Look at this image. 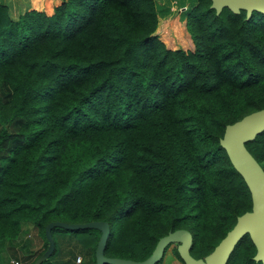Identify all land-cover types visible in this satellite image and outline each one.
<instances>
[{
	"label": "trees",
	"instance_id": "1",
	"mask_svg": "<svg viewBox=\"0 0 264 264\" xmlns=\"http://www.w3.org/2000/svg\"><path fill=\"white\" fill-rule=\"evenodd\" d=\"M194 1L185 28L173 27L183 47L156 32L182 16L179 0L169 16V0H60L15 17L0 1V79L10 88L0 151L14 141L0 156V239L30 221L43 237L37 257L49 220L105 219L107 255L144 258L160 235L186 227L198 257L250 208L219 139L227 122L264 106V12ZM245 144L264 168V129ZM55 230L95 264L98 228ZM254 252L245 232L225 264H264ZM50 254L39 264H68Z\"/></svg>",
	"mask_w": 264,
	"mask_h": 264
},
{
	"label": "water",
	"instance_id": "2",
	"mask_svg": "<svg viewBox=\"0 0 264 264\" xmlns=\"http://www.w3.org/2000/svg\"><path fill=\"white\" fill-rule=\"evenodd\" d=\"M228 6L237 12L240 8L246 10L248 16L252 9L264 12V0H211L210 6L216 12L222 6ZM264 129V106L244 113L239 118L227 122L219 139L226 153L245 180L251 196V206L239 213L233 225L226 230L213 248L203 256H193L190 253L192 234L186 227H176L160 235L150 253L144 258H129L104 253V246L109 233V223L105 219H90L83 221L49 220L45 225L47 246L32 264L47 257L55 246L51 228L59 225L65 228L96 227L100 235L94 248L95 264H155L163 255L165 246L175 241L177 251L184 264H225L236 241L247 232L255 245L253 257L264 260V168L247 148L245 141Z\"/></svg>",
	"mask_w": 264,
	"mask_h": 264
},
{
	"label": "rangeland",
	"instance_id": "3",
	"mask_svg": "<svg viewBox=\"0 0 264 264\" xmlns=\"http://www.w3.org/2000/svg\"><path fill=\"white\" fill-rule=\"evenodd\" d=\"M184 1V2H183ZM179 2H182L181 5H183L182 10L180 11L182 16L179 17L178 20H172L168 19L166 22L163 23L161 27L158 26L157 28V33L161 35L162 39L164 41L172 46V47H183L180 45L178 42H176L173 38V27L174 26H181L182 28H185V16L190 8L196 1L193 2V0H179ZM193 2V3H192ZM192 3V4H191ZM168 15L170 13V10H172V0H169L168 2ZM15 12V8L14 11ZM167 16L165 18H167ZM163 18V19H165ZM186 38L188 39V44L189 46L186 48H192L193 43L191 42V39L189 35H187L186 30L184 29ZM168 41V42H167ZM10 96V88L8 84L0 79V98L1 99H7ZM22 120L21 117H16L12 120L11 124L8 125L9 130H14L17 128L19 125L20 121ZM1 126V124H0ZM14 144V141H11L5 149L0 151V156L4 155L10 147ZM24 224H33L30 221H23ZM64 231L62 230H55L54 231V237L56 241V249L52 254H50L49 259L55 260V259H63L66 260L68 264H87V259L88 255L85 252L84 248L80 247L79 244L73 242V240L70 241V237L66 238L65 236L63 237L61 234H63ZM39 234V233H38ZM39 236L43 239L41 234ZM43 245V244H42ZM174 245H176V242H170L169 245L166 247V249L163 252L162 257L155 263V264H182V260L177 256V254L174 251ZM76 255L74 256V254ZM80 257V259H77V257ZM2 257V262L3 263H9L7 260V255L5 254H0ZM75 257V259H74ZM90 258V255H89Z\"/></svg>",
	"mask_w": 264,
	"mask_h": 264
},
{
	"label": "crops",
	"instance_id": "4",
	"mask_svg": "<svg viewBox=\"0 0 264 264\" xmlns=\"http://www.w3.org/2000/svg\"><path fill=\"white\" fill-rule=\"evenodd\" d=\"M8 5L9 13L15 17L20 11L26 8L35 7L43 9L50 13L53 10V5L60 0H42L35 4L33 0H0ZM15 8V12L14 11ZM63 237H69L67 234H61ZM43 239L39 236L37 228L30 223H22L18 235L14 238L0 239V254L7 255L9 263H3L0 256V264H28L42 248ZM76 254V253H75ZM17 260V262H14Z\"/></svg>",
	"mask_w": 264,
	"mask_h": 264
},
{
	"label": "built area",
	"instance_id": "5",
	"mask_svg": "<svg viewBox=\"0 0 264 264\" xmlns=\"http://www.w3.org/2000/svg\"><path fill=\"white\" fill-rule=\"evenodd\" d=\"M77 259H80L79 255H78ZM14 262H17V260H14Z\"/></svg>",
	"mask_w": 264,
	"mask_h": 264
}]
</instances>
